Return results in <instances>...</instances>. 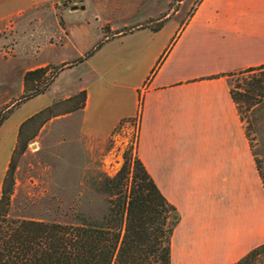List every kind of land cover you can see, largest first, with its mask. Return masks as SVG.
I'll return each mask as SVG.
<instances>
[{"label":"crops","instance_id":"crops-1","mask_svg":"<svg viewBox=\"0 0 264 264\" xmlns=\"http://www.w3.org/2000/svg\"><path fill=\"white\" fill-rule=\"evenodd\" d=\"M194 1L157 26L101 30L77 52L75 11L53 22L51 43L47 0H0V34L28 13L27 72L72 70L86 92L83 134L105 139L138 120L137 157L179 216L171 264H234L264 244V182L228 76L264 64V0H201L186 17Z\"/></svg>","mask_w":264,"mask_h":264},{"label":"rangeland","instance_id":"rangeland-1","mask_svg":"<svg viewBox=\"0 0 264 264\" xmlns=\"http://www.w3.org/2000/svg\"><path fill=\"white\" fill-rule=\"evenodd\" d=\"M187 1L85 0L78 5H85L84 11L66 14L67 27L73 35L74 44L71 45L76 46L74 48L77 52H83L92 48L100 38L101 30L106 38L119 31H130L140 25V21L157 26L162 23L159 20L167 15L179 16L178 11ZM200 1H194L186 17L194 13ZM114 5L119 12L116 15ZM73 6L76 5L47 0L43 10L49 22V31L52 32L48 39L51 43L59 39L57 25L53 22L68 13ZM28 16V13L18 16L15 20L16 28L0 34V111L9 113L0 128V196L21 128L23 137H28L35 127H28V119L54 106L58 116L42 126L21 156H15L12 213L16 217L35 219H55L67 212L98 217L107 201L99 180L103 176L113 177L122 168L127 152L131 153V159L137 157L138 120L120 122L105 139L83 134L80 112L85 104L81 109L68 112L81 105L78 97L68 101L79 94L80 81L69 69L59 79L62 66H52L37 87L34 84L26 87L24 77L28 71ZM112 27L117 30L113 32ZM40 43L45 44L46 41H38L37 48H40ZM68 54L75 56L70 50ZM43 55L50 56V51ZM53 77L55 79L48 86V81ZM233 80L229 79L231 86H234ZM240 116L264 181V103L253 108L241 104Z\"/></svg>","mask_w":264,"mask_h":264},{"label":"trees","instance_id":"trees-1","mask_svg":"<svg viewBox=\"0 0 264 264\" xmlns=\"http://www.w3.org/2000/svg\"><path fill=\"white\" fill-rule=\"evenodd\" d=\"M47 74L46 68L27 72L25 86L37 87ZM228 76L234 79L231 94L239 113L243 103L249 108L264 103V64ZM54 79H47V85ZM76 97L81 99V105L69 113L83 108L86 92L68 101ZM8 116L9 113L0 111V128ZM56 116L54 106H50L28 119V127L35 126L33 133L23 137V127L19 132L18 145L1 186L0 264H171L178 212L140 159H131L129 152L113 177L103 176L99 180L107 201L98 217L79 212H67L55 219L13 215L15 156H21L42 126ZM246 135L249 140L247 132ZM256 161L259 170L257 158ZM234 264H264V244Z\"/></svg>","mask_w":264,"mask_h":264},{"label":"built area","instance_id":"built-area-1","mask_svg":"<svg viewBox=\"0 0 264 264\" xmlns=\"http://www.w3.org/2000/svg\"><path fill=\"white\" fill-rule=\"evenodd\" d=\"M57 1H60L62 3L66 2L71 5H81L84 3L85 0H57Z\"/></svg>","mask_w":264,"mask_h":264},{"label":"water","instance_id":"water-1","mask_svg":"<svg viewBox=\"0 0 264 264\" xmlns=\"http://www.w3.org/2000/svg\"><path fill=\"white\" fill-rule=\"evenodd\" d=\"M85 9H86V6H85V5H82V6H78V5H76V6H73V7L71 8V10H73V11H77V10L84 11Z\"/></svg>","mask_w":264,"mask_h":264}]
</instances>
